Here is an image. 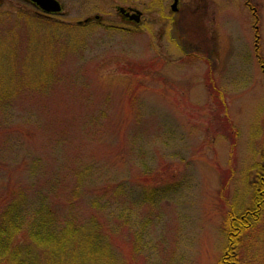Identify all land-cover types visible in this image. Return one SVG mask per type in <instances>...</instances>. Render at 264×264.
Masks as SVG:
<instances>
[{
  "label": "rangeland",
  "instance_id": "1",
  "mask_svg": "<svg viewBox=\"0 0 264 264\" xmlns=\"http://www.w3.org/2000/svg\"><path fill=\"white\" fill-rule=\"evenodd\" d=\"M58 1L1 0L0 201L73 211L106 246L84 264H226L264 182V0ZM251 225L264 264V202Z\"/></svg>",
  "mask_w": 264,
  "mask_h": 264
},
{
  "label": "trees",
  "instance_id": "2",
  "mask_svg": "<svg viewBox=\"0 0 264 264\" xmlns=\"http://www.w3.org/2000/svg\"><path fill=\"white\" fill-rule=\"evenodd\" d=\"M14 88L17 86L0 84V93H4L0 96L2 111L15 102ZM37 88L42 90L41 85ZM80 117L82 123L89 122L86 117ZM261 185L256 193L258 204L242 216L230 214L234 239L227 249L226 264L242 263L236 244H239V237L249 231L252 221H258L264 202V182ZM144 193L147 201L154 195L153 192ZM14 198L13 202L0 201V264H84L88 259H100L106 254L101 233L83 232L73 211L62 219L68 218L66 223L60 222L53 206L35 201L22 207L21 200Z\"/></svg>",
  "mask_w": 264,
  "mask_h": 264
},
{
  "label": "water",
  "instance_id": "3",
  "mask_svg": "<svg viewBox=\"0 0 264 264\" xmlns=\"http://www.w3.org/2000/svg\"><path fill=\"white\" fill-rule=\"evenodd\" d=\"M34 4L37 8L43 11L46 14H60L62 12V6L57 0H27ZM1 6V0H0ZM178 0H174V4L172 5V9L177 11ZM120 13L123 15L126 13L124 8L119 9ZM127 15H131V17L135 20L136 23L140 22V18L142 16V12L135 10L133 14L127 13Z\"/></svg>",
  "mask_w": 264,
  "mask_h": 264
},
{
  "label": "flooded vegetation",
  "instance_id": "4",
  "mask_svg": "<svg viewBox=\"0 0 264 264\" xmlns=\"http://www.w3.org/2000/svg\"><path fill=\"white\" fill-rule=\"evenodd\" d=\"M179 2H180V0H178V9H177V11H175L176 13H178L179 12ZM118 8H120V7H118ZM136 9H138L137 7H133V6H127V7H125V10H126V13H124L123 14V19L125 20V22H127V23H129V24H131L132 22H135V20L131 17V15H127V13H130V14H133V12L136 10ZM97 19H100V17H96ZM141 19V18H140ZM141 21V20H140ZM90 22V20L89 19H87V20H85L84 21V23L85 24H87V23H89ZM140 23V22H139ZM80 24H83V23H80Z\"/></svg>",
  "mask_w": 264,
  "mask_h": 264
}]
</instances>
